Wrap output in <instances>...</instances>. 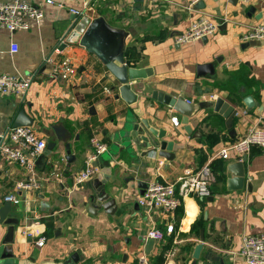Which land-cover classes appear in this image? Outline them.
I'll use <instances>...</instances> for the list:
<instances>
[{"label": "crops", "instance_id": "0c3cea01", "mask_svg": "<svg viewBox=\"0 0 264 264\" xmlns=\"http://www.w3.org/2000/svg\"><path fill=\"white\" fill-rule=\"evenodd\" d=\"M27 1L42 6L40 21L13 34L0 27V73L32 76L23 95L0 94V136L22 108L36 133L55 146L50 150L46 144L36 161V186L25 189L16 185L30 176L28 171L0 156V206L5 195L14 194L18 202L12 203L7 218L19 219L12 241L9 225L0 223V255L9 254L0 264H246L238 255L242 238L264 236V152L253 146L238 155L231 144L250 126L264 130V39H241L251 26L264 25V0H202L203 8L194 3L189 9L193 0ZM86 5L91 9L81 17L69 12ZM206 15L223 21L214 35L188 45L175 42L176 34ZM99 16L129 32L125 62L146 70L145 77L130 82L137 93L131 104L116 98L120 83L78 43L86 24ZM13 42L15 53L10 52ZM63 58L78 68L73 80L53 74ZM202 63H213L214 72L198 77L196 67ZM155 91L206 106L183 119L152 98ZM246 95L254 100L251 109L242 101ZM216 97L232 107L228 117L208 104ZM142 120L165 130L164 140L173 143V159L134 143L124 146L132 122ZM91 137L107 145L111 159L100 156L97 173L75 186ZM223 149L226 158L219 155ZM243 159V186L230 191L227 180L233 175L227 165ZM205 164L213 177L210 196L183 197L172 214L148 212L137 203L139 181L174 182ZM105 167H111L105 190L115 200L113 213L91 199L97 194L93 180L106 175L101 172ZM169 224L173 228L167 233ZM151 227L163 230V238L147 243ZM40 237L45 239L41 246L36 243Z\"/></svg>", "mask_w": 264, "mask_h": 264}, {"label": "built area", "instance_id": "2783aa9c", "mask_svg": "<svg viewBox=\"0 0 264 264\" xmlns=\"http://www.w3.org/2000/svg\"><path fill=\"white\" fill-rule=\"evenodd\" d=\"M247 2V0H237ZM186 7L189 9L192 4ZM46 4L53 3L52 0H46ZM91 6H85L83 10L70 8L69 12L74 17H81ZM44 16L41 5H34L27 0L0 1V27L5 28L9 33L29 29L31 21H40ZM223 21L215 20L209 15L202 16L189 23L188 27L175 35V42L178 45H188L197 40L214 35ZM243 41L253 39H264V25H253L242 35ZM18 46L15 42L11 43L10 52L15 53ZM52 61V59L47 58ZM55 75L63 81L73 80L77 73V66L69 58H63L55 63L53 68ZM32 82V76L20 75L11 76L0 73V94L3 95H23ZM171 122L177 126L179 120L176 116L171 117ZM46 140L39 136L32 126H10L1 135L0 156L7 162H16L23 166L30 176L26 180L19 181L17 188L25 189L33 185L36 186L34 178L37 159L46 149ZM256 146L264 152V130L257 125L250 126L247 131L231 144L232 149L238 155L246 154L250 149ZM108 150L107 145L97 137H91L89 140L88 151L84 158L83 167L78 170L74 177V185L78 186L93 177L98 168L95 162L100 156ZM222 158L227 157L225 149L219 152ZM57 175V174H56ZM213 180L209 164H205L195 171H188L178 177L176 181L170 183L152 181L149 182L143 193L136 201L148 212L158 209L166 214H172L180 205L181 198L187 196H197L205 198L211 195L210 185ZM5 201L15 204L18 202L14 194L4 196ZM173 225H167L165 232L172 231ZM23 235L26 231L22 230ZM164 231L156 227H151L147 236L160 240L163 238ZM45 239L40 237L36 240L37 245H43ZM238 255L246 264L264 263V236L246 235L242 238L238 249Z\"/></svg>", "mask_w": 264, "mask_h": 264}, {"label": "water", "instance_id": "95a60500", "mask_svg": "<svg viewBox=\"0 0 264 264\" xmlns=\"http://www.w3.org/2000/svg\"><path fill=\"white\" fill-rule=\"evenodd\" d=\"M142 1V0H135ZM230 3L236 4L237 0H228ZM204 2L199 0L195 3V8H203ZM253 7L249 8V13H254ZM260 15L256 18H260ZM80 22V21H79ZM78 22V23H79ZM78 30V25L75 27ZM80 31V30H79ZM129 37V32L123 28L114 27L110 25L104 17L99 16L91 19L84 27L82 34L79 37L78 43L84 47L89 53L94 54L105 68L114 76V78L120 83L118 86L117 97L122 98L127 104H131L137 100V93L131 85V81L145 77L146 70L138 69L134 67H128L125 62L124 52L126 48V42ZM203 38V40H205ZM67 41H70L67 39ZM65 45V44H64ZM61 48V47H60ZM214 72L213 63L197 64L196 75L198 77L206 76ZM138 88L140 85H136ZM152 98L161 101L172 108L176 113L183 116V119H187L193 116L199 109L206 106V102L192 103L187 101L183 96L171 97L162 92H153ZM243 103L247 109L254 107L255 103L251 95H246L242 98ZM208 104L213 109L224 117H228L232 107L224 101L222 97H216L213 101H208ZM263 107L259 110L262 111ZM33 120L25 113L24 109L20 108L13 121L12 126H31ZM126 141L125 147H129L131 143L146 147L149 152L157 153L159 157H163L166 160H171L174 157L172 152V141H165V130L154 129L150 127L145 120L140 122H132L130 129L125 133ZM65 139L63 138L62 141ZM1 141V136H0ZM55 146L54 141H49L47 144L48 149H52ZM64 147L68 158L70 155L69 143L65 142ZM108 161L111 159V155L108 151L101 155ZM243 160L231 162L227 165V170L232 173L233 177L227 181L229 183L228 190L235 191L240 190L244 181V166ZM102 173L106 172V175H101V178H95L93 180L94 187L97 191L96 198H91L95 201V205L103 206L108 213H113L115 210V200L110 197L109 193L105 190V183L110 177L111 167H105L101 170ZM140 188L139 193L142 194L148 183L139 181L137 183ZM211 198V197H210ZM94 205V206H95ZM95 208V207H93ZM12 209V203L10 201H4L0 206V223L9 225V240L13 229L19 224L18 218H7V214ZM202 237V236H201ZM154 239L148 238L147 243H153ZM199 246L196 248L198 251ZM1 259L9 258V254L2 253ZM9 261H6L8 263Z\"/></svg>", "mask_w": 264, "mask_h": 264}]
</instances>
